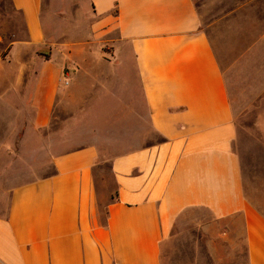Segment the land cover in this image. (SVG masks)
Listing matches in <instances>:
<instances>
[{
    "label": "crops",
    "instance_id": "crops-1",
    "mask_svg": "<svg viewBox=\"0 0 264 264\" xmlns=\"http://www.w3.org/2000/svg\"><path fill=\"white\" fill-rule=\"evenodd\" d=\"M8 1L26 36L0 52V100L13 92L46 125L62 81L73 114L51 173L10 192L0 264H162L184 215L218 246L229 244L232 220L247 264H264V210L245 192L225 73L193 0H88L92 34L109 51L48 58L20 53L44 43L45 0ZM105 164L113 185L104 200Z\"/></svg>",
    "mask_w": 264,
    "mask_h": 264
},
{
    "label": "rangeland",
    "instance_id": "rangeland-1",
    "mask_svg": "<svg viewBox=\"0 0 264 264\" xmlns=\"http://www.w3.org/2000/svg\"><path fill=\"white\" fill-rule=\"evenodd\" d=\"M193 2L201 29L215 39L225 73L237 130L233 148L241 161L245 192L251 202L264 210V0ZM45 5L47 9L41 15L46 27L44 43L20 53L44 57L49 55L43 54L44 50H50L55 57L67 51L94 56L109 51V45L92 34L88 0H45ZM0 33V52L5 54L10 41L26 36L22 20L8 0H0ZM5 73L15 74L16 68L10 67ZM28 81L32 79L29 77ZM26 87L32 86L27 82ZM60 88L58 107L42 126L33 123L35 109L28 102L22 109L13 92L8 94L9 102L0 100V215L6 212L13 187L51 173L50 153L57 151L56 143L66 142L60 140L66 138L70 127L66 121L73 110L66 107V99L72 98V92L62 81ZM26 95L31 93L26 91ZM102 166L97 172V183L98 193L105 200L113 180L107 165ZM231 221L229 244L222 242L218 246V239L209 236L199 222L182 216L162 246V264H247L245 239L234 237Z\"/></svg>",
    "mask_w": 264,
    "mask_h": 264
},
{
    "label": "water",
    "instance_id": "water-1",
    "mask_svg": "<svg viewBox=\"0 0 264 264\" xmlns=\"http://www.w3.org/2000/svg\"><path fill=\"white\" fill-rule=\"evenodd\" d=\"M50 50H44L43 54H49Z\"/></svg>",
    "mask_w": 264,
    "mask_h": 264
},
{
    "label": "trees",
    "instance_id": "trees-1",
    "mask_svg": "<svg viewBox=\"0 0 264 264\" xmlns=\"http://www.w3.org/2000/svg\"><path fill=\"white\" fill-rule=\"evenodd\" d=\"M44 57L48 58V57H49V55H45Z\"/></svg>",
    "mask_w": 264,
    "mask_h": 264
}]
</instances>
